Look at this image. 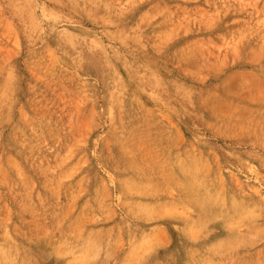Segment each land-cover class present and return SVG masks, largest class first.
<instances>
[{"label":"rangeland","instance_id":"374dc122","mask_svg":"<svg viewBox=\"0 0 264 264\" xmlns=\"http://www.w3.org/2000/svg\"><path fill=\"white\" fill-rule=\"evenodd\" d=\"M0 264H264V0H0Z\"/></svg>","mask_w":264,"mask_h":264}]
</instances>
